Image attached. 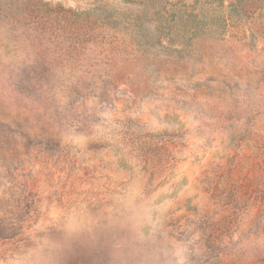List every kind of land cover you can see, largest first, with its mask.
I'll use <instances>...</instances> for the list:
<instances>
[{
  "label": "rangeland",
  "instance_id": "374dc122",
  "mask_svg": "<svg viewBox=\"0 0 264 264\" xmlns=\"http://www.w3.org/2000/svg\"><path fill=\"white\" fill-rule=\"evenodd\" d=\"M0 264H264V0H0Z\"/></svg>",
  "mask_w": 264,
  "mask_h": 264
}]
</instances>
